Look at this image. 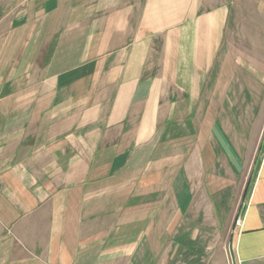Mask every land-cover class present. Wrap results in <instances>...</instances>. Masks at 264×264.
Returning <instances> with one entry per match:
<instances>
[{
    "label": "crops",
    "instance_id": "crops-1",
    "mask_svg": "<svg viewBox=\"0 0 264 264\" xmlns=\"http://www.w3.org/2000/svg\"><path fill=\"white\" fill-rule=\"evenodd\" d=\"M24 2H18V6ZM85 3V0L26 2L30 24L36 25L37 15L42 13L39 19L46 20H38V24L91 25L80 63L87 59L93 66L92 74L86 79L61 82L59 88L68 92L66 97L58 99L52 112L38 114L35 107L28 113L16 111L37 104L36 98L27 92L13 96L14 111L0 112V264H86L85 248L98 241L71 235L76 230L69 224V218L75 214L76 197L88 179L86 170L100 166L101 152H114L118 148L117 138L127 135L133 129L131 122L135 121L138 126L133 145L143 143L150 135L153 121L167 120L161 117L164 99L173 98L168 101L171 105L191 103L198 96L202 74L204 77L208 74L204 85L205 104H208L204 121L208 123L206 115H212V89L219 88L213 82L225 83L223 74L233 70L226 59L227 48L221 43L226 24H240L246 35L249 29L244 25H251L250 37L256 42L253 49L264 52V0ZM40 4L45 11L37 12ZM79 27L76 35H82L83 29ZM154 40L165 42L164 55L173 59L174 65L159 67L160 64L155 69L147 66ZM38 49H28V61L18 55L20 60L14 62L9 80L14 91L34 87L40 72L45 78L42 87L57 85V80L53 81L48 74L49 54L42 55ZM214 49L215 56L221 58L216 66ZM39 58L44 66L37 71ZM151 72L155 75L150 76ZM218 73L220 76H216ZM6 83L0 80V89ZM170 84L184 94H170ZM1 104L9 105L10 99L0 98ZM25 120L29 122L28 128L21 127V121ZM9 121L15 124L12 128L8 127ZM221 129H216L221 132L217 141L222 148L232 149L234 136L222 133ZM124 146L123 140L119 146L122 151ZM215 151L213 144H207L204 149V161L212 162L211 166L220 163ZM258 152L236 213L237 223L232 227L233 264H264V140ZM225 167L222 169L227 171ZM112 231L99 228L94 233ZM118 248L122 252L118 253ZM133 254V245L111 247L98 251L97 258L88 261L89 264H124V256ZM125 264L130 261L126 260Z\"/></svg>",
    "mask_w": 264,
    "mask_h": 264
},
{
    "label": "rangeland",
    "instance_id": "rangeland-1",
    "mask_svg": "<svg viewBox=\"0 0 264 264\" xmlns=\"http://www.w3.org/2000/svg\"><path fill=\"white\" fill-rule=\"evenodd\" d=\"M20 1H25L23 6H18ZM27 1L0 0V80L7 81L0 89V98L10 99L9 105H0V112L14 111L13 96L27 92L37 104L16 111L28 113L35 107L38 114H44L52 112L58 99L66 97L68 90L59 88L61 82L86 79L92 74L91 60L80 63L91 25L38 24V20H46L39 19L42 13L37 15L36 25L30 24ZM85 1L87 5L92 0ZM36 10L45 8L40 4ZM244 26L249 29L248 35L240 24L224 27L221 43L227 48L226 59L233 70L223 74L225 83L213 82L219 88L212 89V115H206L207 124L204 85L208 74H202L198 96L191 103L171 105L168 101L173 98L164 99L161 117L167 120L153 121L143 143L134 147L138 122H131L133 129L117 138L118 148L125 141L124 151L117 147L114 152L102 151L100 166L86 170L88 179L76 197L75 214L69 218L76 230L71 235L98 241L85 248L86 264L90 263L88 259L97 258L98 251L128 245H133L134 254L125 255L124 264L126 260L130 264H233L232 227L237 223L236 213L264 140V52L253 49L256 42L250 37L252 26ZM78 27L83 29L82 35H76ZM164 44L162 40L152 42L148 67L174 65L173 59L164 55ZM36 47L42 55L49 54L48 74L57 85L42 87L45 78L40 72L34 87L16 92L9 81L12 66L16 60L28 61V49ZM213 54L217 60L214 65H219L221 58L215 56V49ZM39 60L37 71L44 66L43 59ZM170 85V94H184ZM7 124L9 128L15 125L11 121ZM28 126L27 120L21 121L22 128ZM217 127L234 136L235 147H221ZM207 144L216 148L220 163L214 166L204 161ZM221 172L227 173L232 183ZM99 228L113 231L94 233ZM81 230L86 232L81 234ZM117 250L122 252V248Z\"/></svg>",
    "mask_w": 264,
    "mask_h": 264
}]
</instances>
